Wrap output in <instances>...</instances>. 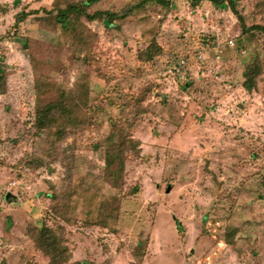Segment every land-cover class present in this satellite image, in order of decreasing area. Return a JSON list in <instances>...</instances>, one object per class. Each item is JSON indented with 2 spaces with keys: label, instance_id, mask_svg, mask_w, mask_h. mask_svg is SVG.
<instances>
[{
  "label": "rangeland",
  "instance_id": "rangeland-1",
  "mask_svg": "<svg viewBox=\"0 0 264 264\" xmlns=\"http://www.w3.org/2000/svg\"><path fill=\"white\" fill-rule=\"evenodd\" d=\"M87 1L0 0V264H49L41 227L67 264H264V0H235L244 30L227 0ZM61 94L65 120L34 131Z\"/></svg>",
  "mask_w": 264,
  "mask_h": 264
},
{
  "label": "trees",
  "instance_id": "trees-1",
  "mask_svg": "<svg viewBox=\"0 0 264 264\" xmlns=\"http://www.w3.org/2000/svg\"><path fill=\"white\" fill-rule=\"evenodd\" d=\"M99 0H89L84 5L88 6L92 3H95ZM150 1H158L160 0H150ZM202 1H209L214 6H217L218 4H225V0H194L195 4H198ZM228 4H225L224 8L230 9V11L238 18L239 22L242 25L243 30L245 29V26L243 25V17L240 14V11L237 8V2L235 0H227ZM167 3V2H166ZM60 16L63 17L64 20L67 19V16L70 14H79L78 10L74 7H70L66 10V12L60 11ZM119 16L117 14L113 13H96L94 16L87 17L90 21H94L96 19H100V22L105 25V27H108L112 20L117 19ZM22 20V18H21ZM64 21H62L63 23ZM21 23V21H16V25ZM254 29L256 30H264V26H255ZM249 31V30H248ZM181 59H184V57H181ZM4 58L2 57L0 59V95H3L6 93V76H5V70L7 69L6 66L3 65ZM179 60V61H180ZM260 76V71L258 66L254 64H250L246 66L244 72L242 73V77L244 79L242 83V88L247 93L251 92H257L260 94H263V90H260L259 83L257 84V78ZM59 98H62L61 103L59 102H52L50 104H40L39 108L36 112V120L33 124L34 131L36 130L38 133H40L43 130L51 131L52 127L58 126L61 121H64L63 116H66L64 114V111H66V103H67V97L64 94H61ZM65 99V103L64 102ZM66 129H63L61 132L54 133L53 136L58 140V136H61L62 138L64 136V133L66 132ZM110 144L109 148L106 151V157H105V165H104V176L106 180L109 182L112 188L118 189L122 185V178L124 173V160H123V153L124 150H126L127 146L126 143L117 145ZM31 240L33 241L34 246L36 249L42 253L46 258H48L49 264H67L70 255L68 254V247L63 243L64 240H61L54 231H51L50 229L46 227L37 228V230H34L32 234L30 235ZM136 259L138 256H135Z\"/></svg>",
  "mask_w": 264,
  "mask_h": 264
},
{
  "label": "crops",
  "instance_id": "crops-1",
  "mask_svg": "<svg viewBox=\"0 0 264 264\" xmlns=\"http://www.w3.org/2000/svg\"><path fill=\"white\" fill-rule=\"evenodd\" d=\"M243 91H244V90H243ZM244 93L247 94V95H250V96H251V95H254L253 93L250 94V93H247V92H245V91H244ZM261 99H262V98H261ZM262 102H264V99H262Z\"/></svg>",
  "mask_w": 264,
  "mask_h": 264
}]
</instances>
